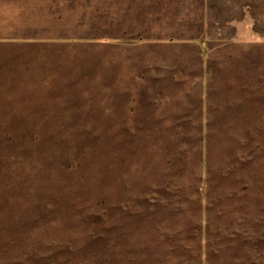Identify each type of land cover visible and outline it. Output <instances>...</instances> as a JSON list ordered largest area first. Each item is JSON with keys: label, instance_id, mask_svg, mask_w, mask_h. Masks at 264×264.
<instances>
[{"label": "rangeland", "instance_id": "obj_1", "mask_svg": "<svg viewBox=\"0 0 264 264\" xmlns=\"http://www.w3.org/2000/svg\"><path fill=\"white\" fill-rule=\"evenodd\" d=\"M0 264H264V0H0Z\"/></svg>", "mask_w": 264, "mask_h": 264}]
</instances>
